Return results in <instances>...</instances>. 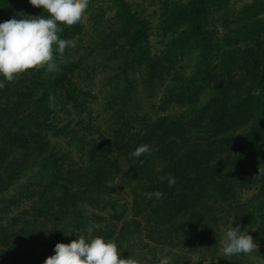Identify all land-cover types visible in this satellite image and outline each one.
Returning <instances> with one entry per match:
<instances>
[{
    "label": "trees",
    "instance_id": "obj_1",
    "mask_svg": "<svg viewBox=\"0 0 264 264\" xmlns=\"http://www.w3.org/2000/svg\"><path fill=\"white\" fill-rule=\"evenodd\" d=\"M146 1L90 0L92 32L61 25L78 43L58 72L0 76V264H44L89 231L141 264L245 262L220 255L223 226L264 251V0H149L150 13ZM27 15L48 13L0 0V23ZM110 67L94 115L90 85ZM141 83L161 94L153 111L131 109ZM142 144L151 152L131 156Z\"/></svg>",
    "mask_w": 264,
    "mask_h": 264
},
{
    "label": "clouds",
    "instance_id": "obj_2",
    "mask_svg": "<svg viewBox=\"0 0 264 264\" xmlns=\"http://www.w3.org/2000/svg\"><path fill=\"white\" fill-rule=\"evenodd\" d=\"M33 7L42 8L48 13L43 15H27L22 18H12L0 23V76L12 82L29 70L44 69L46 74L59 71L57 53L62 60L68 47L75 48L77 39L61 38V25L74 26L81 22L90 0H29ZM5 83L0 81V89ZM253 96H260L261 90L254 89ZM148 144L138 146L133 157L150 153ZM264 176V167L258 168L257 179ZM168 181L169 187L175 184L172 173L160 178ZM147 199L155 196L161 199L164 193L156 190L154 193H142ZM65 235H69L66 234ZM76 239L70 243L58 242L54 254L44 260V264H141L133 256L123 258L121 249L113 239H105L101 235L93 236L91 231L85 234H75ZM258 250V244L249 234L242 232L240 226L229 227L222 239L224 257L239 254H251ZM171 257L159 259V264H171ZM264 264V259L259 261Z\"/></svg>",
    "mask_w": 264,
    "mask_h": 264
},
{
    "label": "rangeland",
    "instance_id": "obj_3",
    "mask_svg": "<svg viewBox=\"0 0 264 264\" xmlns=\"http://www.w3.org/2000/svg\"><path fill=\"white\" fill-rule=\"evenodd\" d=\"M131 2H143V0H129ZM245 1V0H244ZM146 5L149 6L148 8V13H150L153 9V6L149 4V0L146 1L145 3ZM86 24H87V31L90 33L92 32V21L90 20L89 17V12H86L84 14V17L82 19ZM156 36H152V41L154 43V48L160 47L159 43H156L157 41ZM83 54V53H81ZM98 59L101 58V54L99 53L98 55ZM95 64V63H94ZM116 66V64L114 65ZM115 73V70L112 69L111 67L108 68L107 70H102L97 69V71L94 73V83H92L90 86L93 87V91L98 95V100L95 102L94 106L96 108L94 115L98 114L100 109H103V106L107 103V100L112 98L111 97V91L113 88V85L116 84V79L112 80V82H110V76L113 75ZM90 83V81L88 82ZM89 86H86V88ZM152 93V95H151ZM160 99H161V94L160 92L156 91L153 88H149L147 87V84H140V91L137 94V98H135V100H133L132 102V110H138V111H153L154 109H156L160 103ZM137 104V106H136ZM62 115L65 116L64 113H62ZM75 117H77L75 114L70 115L66 118H64V123L69 122L70 120L74 119ZM96 120V119H94ZM54 144H56L57 146H62L63 144H65V142H60L58 139H54ZM223 230L224 232H226V227L223 226ZM220 242L222 243V240H220ZM258 244V243H257ZM261 249L260 244H258V250L245 255L244 256V261L241 264H259V261L261 259H264V251L259 250ZM220 255L222 253V248L220 249ZM197 257L196 259L199 257V255H201L200 253H197ZM213 264V263H211Z\"/></svg>",
    "mask_w": 264,
    "mask_h": 264
}]
</instances>
